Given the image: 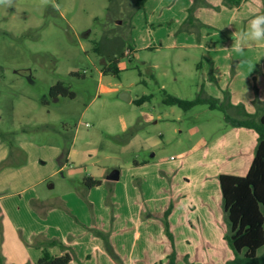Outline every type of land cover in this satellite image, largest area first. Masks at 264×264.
Returning a JSON list of instances; mask_svg holds the SVG:
<instances>
[{"label": "rangeland", "instance_id": "obj_1", "mask_svg": "<svg viewBox=\"0 0 264 264\" xmlns=\"http://www.w3.org/2000/svg\"><path fill=\"white\" fill-rule=\"evenodd\" d=\"M136 4L137 0L0 3V142L12 152L1 162L0 170L11 166L30 171L35 167L26 158L29 154L23 151L22 158L19 153L22 143L38 144L48 155L53 146L64 144L55 159L61 166L59 156L76 133L77 148L90 150L92 158L99 159L108 171L124 167V174L135 159L180 163L183 152L211 142L215 153L209 154L205 148L199 169L211 171L215 178L217 135L227 124L224 111L208 104L184 109L163 101L166 94L192 99L199 94L206 96L212 88L218 92L217 84L195 66L207 63L205 49H175L162 39H190L199 32L215 37L223 41L222 66L228 52L225 45L232 39L230 11L214 6L212 22L198 24L191 31V20L180 22V12L190 13L187 0ZM212 43L207 47H213ZM127 50H131L130 55ZM114 56L119 58V72H104L103 66ZM59 80L76 93L75 97L55 100L50 95ZM125 91L131 100L123 98ZM145 95H150L145 102L134 101ZM152 153L156 156L151 157ZM51 163L53 160L44 165L48 169ZM64 173L45 179L41 185L48 189L54 183L50 196L74 188L85 172L75 171L74 179L68 168ZM258 254H264V247ZM170 255L166 263L157 264L170 263Z\"/></svg>", "mask_w": 264, "mask_h": 264}, {"label": "crops", "instance_id": "obj_2", "mask_svg": "<svg viewBox=\"0 0 264 264\" xmlns=\"http://www.w3.org/2000/svg\"><path fill=\"white\" fill-rule=\"evenodd\" d=\"M187 1L188 9L195 0ZM206 1L208 5L198 6L191 19L188 12H180L181 24L191 20L188 30L212 22L214 6L230 11L231 34L244 33L255 14H264V0H243L238 7L226 5L225 0ZM162 42L175 49H205L207 63L195 66L218 87V92L212 88L205 94L229 100L228 111L233 116L242 117L244 109L258 117L264 114V40L242 41V51H236L231 39L225 45L228 52L222 66L223 41L215 37L199 32L190 39L168 37ZM208 43L213 47H207ZM124 93L131 100L129 91ZM258 136L251 127L226 124L217 135L215 178L211 171L199 169L202 151L208 148L209 154L215 153L211 142L183 152L180 163L135 159L125 174L124 167L116 166L120 168L117 180L107 178L112 169L108 171L99 159H93L90 150L77 148L76 133L61 166L55 159L64 144L53 146L48 155L38 144L22 143L19 153L29 154L31 159L26 158L35 167L30 171L11 166L0 170V264H37L44 248L57 256L69 252L73 256L69 264H157L173 252L176 264H225L234 252L225 239L229 226L219 175L248 173ZM11 153L0 142V163ZM154 156L156 153L151 154ZM51 160L48 170L44 163ZM67 168L72 179L75 171L85 173L74 188L50 196L54 183L48 189L41 185ZM87 177L102 183L88 187ZM53 240L64 246L51 243ZM107 243L117 256L107 249Z\"/></svg>", "mask_w": 264, "mask_h": 264}, {"label": "trees", "instance_id": "obj_3", "mask_svg": "<svg viewBox=\"0 0 264 264\" xmlns=\"http://www.w3.org/2000/svg\"><path fill=\"white\" fill-rule=\"evenodd\" d=\"M147 0H137V6L144 4ZM243 0H225L228 6H240ZM208 5L206 0H195L190 7L189 17H193L194 8ZM124 50L121 51V55ZM111 57V56H110ZM118 56H114L112 61L103 66V71L118 73ZM75 92L62 80L55 83L50 90L52 97L68 96L75 97ZM150 95L140 96L134 101L143 103L149 99ZM166 104H178L184 109H189L195 105L208 104L211 108L224 111L227 124L235 126H247L258 131V143L254 154L252 165L248 173L244 175H233L232 173H221L219 181L222 188V196L228 221L226 237L229 239L230 247L234 252V257L226 264H264V254L259 256L258 251L264 247V114L258 117L256 114L247 112L243 105V116H233L228 109L232 105L226 98L217 99L215 96L199 94L192 99L179 98L177 95L166 94L163 99ZM71 143L66 142L62 153L59 156L60 163L63 164L67 158ZM3 164L1 163L0 167ZM85 183L88 187L99 185L101 179L87 177ZM107 238V236H106ZM51 243H63L53 240ZM107 249L117 256L112 247L107 243ZM171 262L176 264L175 253L170 255ZM73 256L67 252L62 255H53L44 248L43 254L38 259L37 264H69ZM192 264V263H187Z\"/></svg>", "mask_w": 264, "mask_h": 264}, {"label": "clouds", "instance_id": "obj_4", "mask_svg": "<svg viewBox=\"0 0 264 264\" xmlns=\"http://www.w3.org/2000/svg\"><path fill=\"white\" fill-rule=\"evenodd\" d=\"M11 3V0H0V3ZM231 38L235 41V50L242 51V41H262L264 40V14H255L249 21L248 29L242 34L233 32Z\"/></svg>", "mask_w": 264, "mask_h": 264}, {"label": "water", "instance_id": "obj_5", "mask_svg": "<svg viewBox=\"0 0 264 264\" xmlns=\"http://www.w3.org/2000/svg\"><path fill=\"white\" fill-rule=\"evenodd\" d=\"M123 98L129 99L128 94L123 92ZM120 168H115L110 171V173L107 175V178L110 180H117L120 176Z\"/></svg>", "mask_w": 264, "mask_h": 264}, {"label": "built area", "instance_id": "obj_6", "mask_svg": "<svg viewBox=\"0 0 264 264\" xmlns=\"http://www.w3.org/2000/svg\"><path fill=\"white\" fill-rule=\"evenodd\" d=\"M126 54H129L130 55L131 54V50H127L126 51Z\"/></svg>", "mask_w": 264, "mask_h": 264}]
</instances>
